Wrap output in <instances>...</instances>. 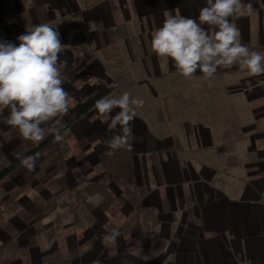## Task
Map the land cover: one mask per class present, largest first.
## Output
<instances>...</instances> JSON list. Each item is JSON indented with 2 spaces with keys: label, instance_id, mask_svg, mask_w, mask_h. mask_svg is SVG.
<instances>
[{
  "label": "crops",
  "instance_id": "obj_1",
  "mask_svg": "<svg viewBox=\"0 0 264 264\" xmlns=\"http://www.w3.org/2000/svg\"><path fill=\"white\" fill-rule=\"evenodd\" d=\"M251 3L253 14L231 21L251 51L264 53V0ZM204 6L205 0H0L2 40L18 43L20 34L43 23L58 27L66 45L61 60L68 61L63 87L75 104L103 92L118 98L129 91L144 100L131 122V150H112L100 140L111 133L110 116L95 108L62 134L61 157L51 156L45 176L33 178L37 169L20 165L1 180L0 264H264V154L244 163L243 174L213 170V158L199 169L198 132L227 134L223 119L229 124L233 114L216 112L221 128L204 131L210 124L198 126L196 112L177 103L195 94L173 95L172 109L161 96L162 86L182 79L210 87L264 85V74L250 77L239 63L221 66L211 78L184 77L152 50V36L169 12L198 18ZM257 110V119L264 118V109ZM253 130L261 140V131ZM166 133L183 136L168 143ZM260 140L254 151L264 148ZM40 143L0 123V170ZM11 145L13 153L6 154ZM18 179L19 186L5 188ZM36 221L30 235L21 233L22 225ZM113 229L121 232L115 245L102 239Z\"/></svg>",
  "mask_w": 264,
  "mask_h": 264
},
{
  "label": "clouds",
  "instance_id": "obj_2",
  "mask_svg": "<svg viewBox=\"0 0 264 264\" xmlns=\"http://www.w3.org/2000/svg\"><path fill=\"white\" fill-rule=\"evenodd\" d=\"M254 11L251 0H205L198 18L183 16L176 9L175 14L169 12L153 34L152 50L170 58L188 78L197 72L211 78L221 66L229 68L237 63L253 75L264 74V53L251 51L242 42L238 25L231 21L237 14L251 15ZM17 41L0 39V123L17 127L28 141L39 143L48 135L60 140L63 116L76 102L63 87L68 61L61 60V53L66 45L58 27L51 23L34 26L20 34ZM143 105L144 100L129 91L118 98L98 99L95 108L110 116L108 127L113 133L102 142L112 150H131L135 139L131 122L136 108ZM116 108L120 111L111 116ZM3 109L8 111L7 116ZM16 159L26 169L35 171L40 153L17 152ZM120 236L121 232L113 229L102 239L115 245Z\"/></svg>",
  "mask_w": 264,
  "mask_h": 264
},
{
  "label": "rangeland",
  "instance_id": "obj_3",
  "mask_svg": "<svg viewBox=\"0 0 264 264\" xmlns=\"http://www.w3.org/2000/svg\"><path fill=\"white\" fill-rule=\"evenodd\" d=\"M248 74L251 77V73L248 72ZM232 77L235 78L236 74L234 73ZM171 83H174V84L165 85L161 87L164 92V95H161L164 97V101L170 100L169 102H166L165 104L168 105L169 109H172L174 107L173 105L174 102L171 101L173 95H176L178 99V96L180 94H184V95L189 94V93L195 94L189 97V99L188 97L185 96L187 100L183 99L180 102L177 101V103L181 105V110H184L186 112L188 111L189 113L191 112V110L194 113L196 112L195 114L198 117L194 118L193 120L197 122L198 126L210 124L209 125L210 128H206L204 129V131H206L207 129L219 130L221 128L220 123H218L217 121V119L219 118H216V114H215L216 112L218 113L219 112H229L230 115L233 114V116L230 118L231 120L229 124H224V119H223L222 128H223V131L226 132L227 134H212V133L208 134L207 132L204 134H201L200 132H198L197 145H202L201 147H198V150H197V155H198V160H199V166H198L199 169L205 168L204 165H202L206 162L204 161V159L208 160L210 158H213V159H218V162H217L218 164L215 165L216 167H213V170L215 169L218 170L219 167H221L222 169H225L226 171H228L227 173L229 175H238V173L243 174L245 173L244 172L245 170H243L244 163L250 162L253 158H256L255 153L257 155H260V153L264 154V151H262L264 150L263 146L261 150L258 149V151H254V148H257L254 144H257V141L260 140V137H258V134H256L253 130L254 127H257V131H261L260 141L264 143V118L260 119L261 120V125H260L259 124L260 120L257 119L258 113L255 112V111H258L257 109L259 108L264 109V95L258 96V94L261 91L264 92V85L257 86L251 83L247 85H234V86H225V85L214 86L213 85L210 87L208 82H205V81L192 82V81L183 80V79L174 80V81H171ZM142 96L144 95L142 94ZM97 97H95L93 100H95ZM105 97H107L106 94H105ZM259 97L261 99H259ZM92 101L85 103V104H80V105L75 104L71 107L70 115L65 116L66 120L65 119H64L65 121L63 120L64 124L68 120H72L74 118L76 119L73 121L72 124H70V126H68V128H66V130L63 133L68 132L74 126H78L80 124V120L84 116H86L89 112L95 109L94 104L89 106V104L92 103ZM259 104H261V107H258ZM165 107L167 110V106ZM79 112H81L82 114L79 117H76ZM201 112L203 113V115L202 114L198 115V113H201ZM184 119L187 120V118H184ZM168 120L170 121V124H171L174 121H181L182 119H168ZM207 120L209 121V123L207 122ZM112 134L113 133L111 132L104 136L101 135L100 140H104V137H106L107 139ZM50 136L51 135L46 136L45 139H47ZM181 136H183V134L166 133L164 135L168 143H171L175 137H181ZM60 140H57L54 137V140L51 143H49L48 146L43 151L40 152V159L37 163V167H36L37 170H36V173H34L33 178L40 179L41 176H45V171H46V168H48L50 164L51 156L53 157L59 154V156L61 157ZM220 146L224 148L218 151L217 147H220ZM50 149H52V152ZM221 151L223 152L221 153ZM5 153L6 154L13 153L12 145L10 148L5 149ZM262 158H264V156ZM15 161L16 160L11 161L10 164L6 166L4 169H1L0 172L8 168L11 165V163ZM73 164L76 165L75 162ZM223 164L225 166H221ZM68 165L71 166V163ZM16 168H14L13 170H15ZM53 172L54 173L60 172V167L54 168ZM9 173L1 177L0 182L6 176H8ZM24 173H27L25 176L29 174L27 170H25ZM19 182H20V179L14 182L10 181L8 182L5 188L11 189L12 187H14L15 184H18L19 186ZM58 186H61V185H58ZM62 188L64 189L63 185H62ZM39 223L40 221H36L35 223L28 224L27 229H25L21 233H25L26 236L30 235L29 234L30 231L33 232L35 227L38 226Z\"/></svg>",
  "mask_w": 264,
  "mask_h": 264
},
{
  "label": "trees",
  "instance_id": "obj_4",
  "mask_svg": "<svg viewBox=\"0 0 264 264\" xmlns=\"http://www.w3.org/2000/svg\"><path fill=\"white\" fill-rule=\"evenodd\" d=\"M105 94L107 95L106 92H104L103 94L99 95L95 100L92 101V103L89 104V106L91 105H95L96 101L102 97H105ZM83 112V111H82ZM82 113L79 112L77 114L76 117H79ZM76 118L72 119V120H68L65 124H64V128L62 129V133L66 130V128H68V126H70V124L73 123V121ZM54 135H51L50 137H48L47 139H45L42 143H40L39 145H37L35 148H33L31 151L27 152L25 155H34L36 153H40L41 151H43L49 143H51L54 140ZM21 163L19 160H16L15 162L11 163V165L6 168L5 170H3L2 172H0V178L5 176L7 173L11 172L14 168H16L17 166H19ZM13 223H15V221H13ZM22 225L21 230L20 231H24L25 229H27L28 226H24Z\"/></svg>",
  "mask_w": 264,
  "mask_h": 264
}]
</instances>
